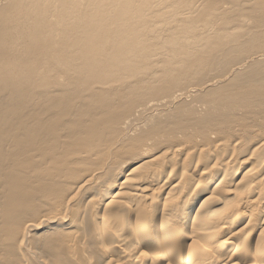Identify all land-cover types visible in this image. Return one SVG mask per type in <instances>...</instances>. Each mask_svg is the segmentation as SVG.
<instances>
[{
  "label": "bare ground",
  "instance_id": "1",
  "mask_svg": "<svg viewBox=\"0 0 264 264\" xmlns=\"http://www.w3.org/2000/svg\"><path fill=\"white\" fill-rule=\"evenodd\" d=\"M0 264H264V0H0Z\"/></svg>",
  "mask_w": 264,
  "mask_h": 264
}]
</instances>
